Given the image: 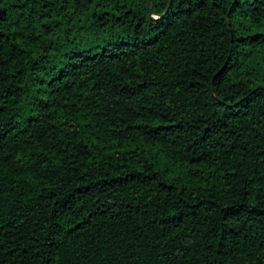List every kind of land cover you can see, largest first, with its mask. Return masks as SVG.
Wrapping results in <instances>:
<instances>
[{"label":"trees","instance_id":"1","mask_svg":"<svg viewBox=\"0 0 264 264\" xmlns=\"http://www.w3.org/2000/svg\"><path fill=\"white\" fill-rule=\"evenodd\" d=\"M0 264H264V0H0Z\"/></svg>","mask_w":264,"mask_h":264}]
</instances>
